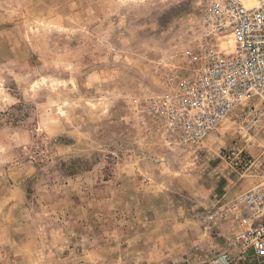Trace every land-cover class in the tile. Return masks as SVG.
<instances>
[{"label":"rangeland","instance_id":"374dc122","mask_svg":"<svg viewBox=\"0 0 264 264\" xmlns=\"http://www.w3.org/2000/svg\"><path fill=\"white\" fill-rule=\"evenodd\" d=\"M205 12L0 0V264H205L225 249L205 238L219 242L230 204L264 183V116L252 126L242 104L188 148L151 112L201 47ZM232 145L250 169L223 161Z\"/></svg>","mask_w":264,"mask_h":264},{"label":"built area","instance_id":"2783aa9c","mask_svg":"<svg viewBox=\"0 0 264 264\" xmlns=\"http://www.w3.org/2000/svg\"><path fill=\"white\" fill-rule=\"evenodd\" d=\"M205 31L187 67L176 70L151 112L166 135L188 148L202 145L238 106L254 126L264 116V0H206ZM231 38L234 49L222 48ZM233 169H250L252 157L237 145L224 149ZM239 221L235 252H221L206 264L264 260V183L239 195L229 207Z\"/></svg>","mask_w":264,"mask_h":264},{"label":"crops","instance_id":"0c3cea01","mask_svg":"<svg viewBox=\"0 0 264 264\" xmlns=\"http://www.w3.org/2000/svg\"><path fill=\"white\" fill-rule=\"evenodd\" d=\"M231 215H232V218L227 219V220H230L232 222L230 223L229 228L227 227L226 234L225 235L221 234V236H219V239H218V237L216 238L217 241L219 240V242H216V240H214V242L211 243L210 238H208V239L205 238L204 247L207 249L206 252L216 251L215 249L218 247H215V246H220V245L226 246L225 249H223L221 252H224V251L235 252L236 251L235 247L233 250H231L230 240H232V238H233V241H234L235 237L240 233V225H239V221H238L237 217L233 214H231ZM202 257H204V256H202ZM234 264H264V260L252 259V261H249V262H236Z\"/></svg>","mask_w":264,"mask_h":264},{"label":"bare ground","instance_id":"6f19581e","mask_svg":"<svg viewBox=\"0 0 264 264\" xmlns=\"http://www.w3.org/2000/svg\"><path fill=\"white\" fill-rule=\"evenodd\" d=\"M234 46H235V44H234ZM234 46L231 48V50H233V49H234Z\"/></svg>","mask_w":264,"mask_h":264}]
</instances>
